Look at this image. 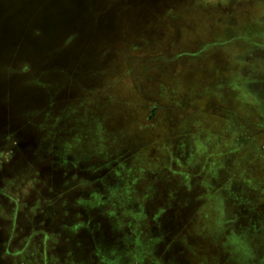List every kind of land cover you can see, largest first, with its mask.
<instances>
[{
  "label": "rangeland",
  "instance_id": "obj_1",
  "mask_svg": "<svg viewBox=\"0 0 264 264\" xmlns=\"http://www.w3.org/2000/svg\"><path fill=\"white\" fill-rule=\"evenodd\" d=\"M1 118L41 173L0 264H264V0H0Z\"/></svg>",
  "mask_w": 264,
  "mask_h": 264
},
{
  "label": "flooded vegetation",
  "instance_id": "obj_2",
  "mask_svg": "<svg viewBox=\"0 0 264 264\" xmlns=\"http://www.w3.org/2000/svg\"><path fill=\"white\" fill-rule=\"evenodd\" d=\"M63 111L64 109L62 111H59V109L55 110V112H63ZM68 112L70 113V117L68 115L65 116V113L63 116L56 117V119L59 122L58 124L56 123L57 127L52 129L53 130L52 138L57 137L58 134H63L62 128H64L65 122L68 123V121H70L71 119L73 120V118H75L74 116H72V113L69 111V109H68ZM66 118H70V119H66ZM0 122H1L0 123V184H1L0 185V259H4L5 256L6 257L20 256L22 254L24 255V257H26V253H23L24 251L22 252L21 250L17 252H10L8 248L11 246L12 242L13 243L15 242V239L18 242H21L25 247L31 246V244L33 247H35L36 245V242L34 241L35 239L34 237L26 236L25 234L22 233L21 219L18 221L16 220L17 223H15V220L14 222L9 221V218L7 214L5 213V210L7 209L6 208L7 206L8 210L12 212V213H8L9 216H16L17 214L22 215V212L24 215L26 214L29 215L34 210L38 209L37 203L33 205V204H29L26 202V196H23L21 184L25 182L24 177L27 176V171H29V169L32 170L34 179L41 172L40 170L37 169L38 165H36V167L33 168L30 166V164H28V163L34 162L33 159L27 156V152L32 151L29 149L31 147V144L27 145V143H24L19 135L14 134V132H16L14 128L11 127V128L5 129L3 127V124H5V121L3 120V118L0 119ZM52 156L54 157V159H56V156L53 152H52ZM62 159H63V162H62L63 164L61 166L63 168L58 167V166L57 168L58 169L61 168L60 169L61 173L66 172L68 169H70L71 173L69 171V174H66L65 177L63 175L56 176L55 173L57 174L59 170L54 169V168L52 169L49 168L51 176L49 177L48 182L51 184L53 182H57L59 185L62 186V188L64 187V184H67V186L70 187L69 182L72 180V178H74L73 168H70L68 165L69 164L68 154L64 155ZM27 160L29 161L28 163H27ZM7 168L8 170H11V173L7 171ZM32 172L30 174H32ZM18 181L20 182L19 186L17 184L19 183ZM8 184H9V187H8ZM9 190H11L12 193H10ZM28 207L29 208L35 207V209L27 211ZM16 225L18 226L19 231L14 233V235L12 236L10 234L9 235L7 234L8 236L6 238V236H4L3 234L4 231H7V229L10 226L15 228Z\"/></svg>",
  "mask_w": 264,
  "mask_h": 264
}]
</instances>
